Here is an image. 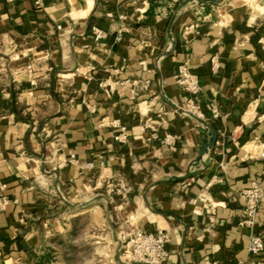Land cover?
I'll return each mask as SVG.
<instances>
[{"label":"crops","instance_id":"1","mask_svg":"<svg viewBox=\"0 0 264 264\" xmlns=\"http://www.w3.org/2000/svg\"><path fill=\"white\" fill-rule=\"evenodd\" d=\"M262 41L264 0H0V264H123L130 226L168 232L164 264L250 258L264 195L254 227L239 222L242 190L264 192ZM186 60L202 117L182 110Z\"/></svg>","mask_w":264,"mask_h":264},{"label":"built area","instance_id":"2","mask_svg":"<svg viewBox=\"0 0 264 264\" xmlns=\"http://www.w3.org/2000/svg\"><path fill=\"white\" fill-rule=\"evenodd\" d=\"M7 1L15 2L16 0ZM41 1L42 0H35V4L39 5ZM194 26L195 25H191L185 29L184 37ZM91 28L95 40L105 35L101 28L99 29L95 26H91ZM121 31L122 29L119 32ZM262 43H264V41H262ZM212 61L213 67H217L214 57ZM28 68L31 69V66H28ZM173 76L176 84L185 96L182 110L187 114L202 117L201 109L195 101V97L200 93L198 77L191 72L187 60L178 65ZM213 114L217 116L218 112L214 110ZM149 126L150 124L145 121L141 128L146 129ZM152 136L156 137L160 143L168 145L171 149L175 148V141L177 139L175 133H166L162 137H159L156 132H154ZM125 139V128L122 127V132L115 136V140L121 141ZM258 154L264 158V141L259 143ZM87 166L91 167L92 164L87 163ZM5 187L6 184L0 183V210L4 209L5 205L10 201L8 196L3 193ZM241 193L244 198V214L239 225L253 228L258 211V203L262 199L264 192L258 182H251ZM118 239L121 247L120 260L123 264H164L168 257V251L164 245L169 239V234L164 229L150 232L130 226L128 228H123L118 233ZM248 244V251L251 257L233 264H262L261 255L264 252V231L252 234ZM206 264H219V262L216 260H209Z\"/></svg>","mask_w":264,"mask_h":264},{"label":"rangeland","instance_id":"3","mask_svg":"<svg viewBox=\"0 0 264 264\" xmlns=\"http://www.w3.org/2000/svg\"><path fill=\"white\" fill-rule=\"evenodd\" d=\"M177 1H181V0H177ZM62 240V239H61ZM64 240V239H63ZM62 240L61 244H62V251L65 254H70V261L73 262H78L81 261L80 255L76 254V251L78 250V244L76 245H71V242H68L67 240H65V242ZM67 241V242H66ZM70 241H72V239H70ZM79 249H81V247H79Z\"/></svg>","mask_w":264,"mask_h":264},{"label":"water","instance_id":"4","mask_svg":"<svg viewBox=\"0 0 264 264\" xmlns=\"http://www.w3.org/2000/svg\"><path fill=\"white\" fill-rule=\"evenodd\" d=\"M198 2H205V0H197ZM173 19V18H172ZM172 19H171V21L168 23V35H169V37L171 38V32H170V28H171V23H172ZM170 43H171V46H170V50H172L173 48H174V46H175V42L171 39V41H170ZM215 138H216V136H215V133L213 132L212 133V138L209 140V141H207V142H205V144H204V146H203V149H202V151H201V155L204 153V152H206L207 150H208V148L210 147V146H212L213 144H214V142H215ZM116 240H117V242H118V247H119V249H118V254L120 255V251H121V247H120V241H119V239L116 237Z\"/></svg>","mask_w":264,"mask_h":264}]
</instances>
